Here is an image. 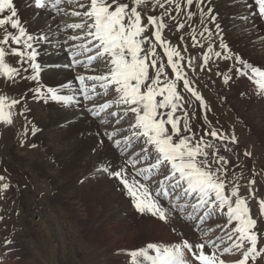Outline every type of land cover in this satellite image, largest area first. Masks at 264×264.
<instances>
[{"label": "snow or ice", "instance_id": "obj_1", "mask_svg": "<svg viewBox=\"0 0 264 264\" xmlns=\"http://www.w3.org/2000/svg\"><path fill=\"white\" fill-rule=\"evenodd\" d=\"M241 3L246 11L255 6L242 15L245 23L249 16L264 19V0ZM26 6L37 10L33 19L41 11H52L79 20L57 25V30L49 26L47 31L31 32L14 0H0V14L6 13L0 17V78L12 84L34 82L28 91L36 102L83 105L88 115L104 126L96 135L111 142L119 159L98 162L81 183L97 175L114 180L139 216L169 224L179 214L197 234V239L190 241L179 232L176 242H149L130 250V264H255L264 257V248H258L262 230L257 228L248 197L241 195L239 175L233 172L229 177V158L212 143L213 139L220 141L224 151H229L228 144L238 142L235 133L229 135L213 126L201 134L194 127L195 113L190 118L185 105L191 106V99L185 93L199 102L201 124L211 125L207 118L211 109L187 71L196 72L193 58H186L165 35L166 30L172 33L187 24L193 46L204 49L207 44L200 71L212 70L213 57L232 60L235 74L247 78L254 93L264 97V67L249 63L224 42L213 0H26ZM196 16L198 32L191 27ZM158 47L166 62L158 55ZM53 49L57 55L62 54L61 49L67 53L68 62L40 59ZM10 56L18 58L14 64L8 61ZM60 68L72 71L74 78L51 86L42 82V72ZM231 79L223 76L225 84ZM26 95L16 98L0 93V126H13L17 115L28 120ZM28 123L22 130L21 146L29 134ZM38 130L33 125L31 135ZM103 145L101 138L98 147ZM244 154L251 156L250 152ZM5 181L0 175V198L10 189ZM254 184L255 180L248 182L252 197L256 195L251 187ZM259 206V214L264 216V200H259ZM217 217H223L225 223L205 227ZM217 229L223 234L213 236ZM13 243L4 240L5 245ZM226 255L239 258L228 262L221 258Z\"/></svg>", "mask_w": 264, "mask_h": 264}, {"label": "bare ground", "instance_id": "obj_2", "mask_svg": "<svg viewBox=\"0 0 264 264\" xmlns=\"http://www.w3.org/2000/svg\"><path fill=\"white\" fill-rule=\"evenodd\" d=\"M249 2L252 1L249 0ZM14 3L18 9L22 21L28 22V28L31 32H35L39 29L47 31L49 26H51L52 30H57V25H63V23H60L58 21V15H55V13H53L52 11H48L46 13L47 15H45V12L41 11L39 16L33 19V16L35 15L37 10L27 7L26 0H14ZM213 5L215 7L216 13H218V22L223 29L222 36L224 42L229 46L230 49H233V52L245 58L249 63H252L255 66L264 67L263 24L257 16H249L248 23H245L241 18L242 15H247V11L254 10V5L252 9L247 11L245 10L244 4L241 3V0H213ZM5 14L6 13L0 14V17H3ZM78 20L79 18H73L72 21L78 22ZM198 22V16L194 17L191 22V27L197 28V32L199 31ZM65 23L66 22H64V24ZM190 30V27L186 24L185 28L180 29L179 31L174 30L172 33H169L166 30L165 35L168 36L173 43L176 40L184 41L186 49H189L188 52L197 53L196 56L194 55V59L197 61L196 72L192 73L190 69H187V71H189V75L194 79L195 82L201 84L206 83L207 79L203 78V73L202 71H200L199 66L202 63V54L206 50L207 44H205V48L202 51L200 50L201 48L199 46H193L191 35H189ZM182 35L184 38L181 40L179 38ZM197 38L200 39L199 37ZM215 43L218 48L219 41L216 40ZM60 51L62 52L61 58L67 59V53H63L62 49ZM188 52H185L186 55H188ZM157 53L158 55H161L166 62V57H163V50L161 48H157ZM56 55L57 51L53 49L51 50L50 55L42 56L40 59L46 63H56L58 61ZM17 59V57H8V61L13 64ZM67 62L68 61H65V63ZM233 62L234 61L232 60H225L223 58L217 60L215 59V57H213V61H210L209 67H211L212 69L210 72L212 74H216L215 82L221 83L220 81L223 80V78L219 77L220 74L218 75V73L228 72L229 69H231L233 73V78L229 83L225 84L224 82H222L220 85H213V80L208 79V85L209 87L211 86L209 89L211 90V88L213 87L212 89L220 92L222 95L221 100L223 99L222 102H224V106H226V108L231 111V115L239 119L241 121V125L249 129L254 137L256 136L260 141L264 142V99L254 93V87L249 82L242 81V79H244L245 77H239L235 74V69L231 68ZM61 69L62 68L52 70L48 69L42 72V82L51 86L62 84L65 81L72 80L74 78V73L72 71H61ZM166 71H168L169 75L172 76L170 69L166 68ZM32 87H34V82L29 83L28 81H20L19 83L12 84L10 82L6 83L4 79L0 78V93L7 94L10 97L14 96L16 98H20V96L27 93L26 105L27 108L30 109V111H27L25 113L28 118L27 121L24 119V117L17 115L14 121V123H16V126H0V137L3 138V143L7 145L9 155H12V157L19 163L29 164L34 169H38V166L43 169L42 177L47 180L46 183L48 182L51 185L52 191L54 190V194L55 192H58L57 195H59V197H62L64 193H68V196L72 197V195L69 194V191L72 190L74 188V185L77 183L72 179L73 173L81 171L83 173L82 179H84L85 176H88L90 173H92L94 167L98 164V162H117L119 159L117 151L106 137H98L96 135L98 131L101 133L104 131V126H99L98 123L88 115L83 105L77 107L74 104L72 107H65L62 104L55 102L45 103L43 100L36 102L32 99V93L28 91V89ZM199 87H201L200 84ZM226 90L230 92L228 93ZM242 92H244V95H241ZM185 96L191 99V106H188L187 104L185 105V107L188 108L190 118L192 117V114L195 113V121L199 117L201 119L202 110L200 109V106L197 104L194 98L190 97V93H185ZM19 110L20 106L18 105L16 111ZM20 118L22 119V121L20 120ZM254 120H256V124L253 125ZM21 123L22 125L28 123L29 128V134L26 137V142L23 143V146H21V139L24 125L22 127L20 125ZM33 125H35L37 129H39L35 136L31 135V128ZM248 126H251L252 128H249ZM108 130H111V128H109ZM89 133L92 134L89 135ZM101 138L104 139V145L102 148H99L98 142ZM212 143L220 147L222 155L234 158L237 148H234V146H228L229 151H224L222 142L213 140ZM32 144H36L37 147L44 149L46 155L54 159V161H51V163H46L41 159H29V154L32 149L30 145ZM93 149H96V151L93 152ZM251 158H253V156L250 157V160ZM236 160H238V158L233 159V161ZM229 161L231 163H228L227 165L229 169L228 175L229 177H232L233 172H235L232 169L234 162L232 160ZM63 164L67 165L68 168H65L64 172L63 170H59V176L54 175L52 172H50L57 170L59 168V165L61 167V165ZM51 179L53 180V183L51 182ZM81 180L78 181V184L83 185V189L97 193V196L93 195L90 198L89 205L91 208L92 206H97L104 197H106L110 203H114L116 201L118 202V200L122 199V202H120L118 208L114 210H117V212L123 211L128 213L127 219L133 216L131 212L134 210V208L132 207L127 197L122 198L123 194L115 187L116 182L114 180L100 177L99 175L95 176L94 178L85 180L84 183H81ZM257 185H259V187H257ZM13 186L16 188L15 185ZM254 188L260 192L264 191V187L257 183L254 184ZM14 193L15 191H13L10 186V189L3 194V198H0V217H2L4 214H6V212L9 211L7 205L9 204L11 199H14ZM162 203H164V201H162ZM108 206L110 207V205ZM109 207L106 208L108 209ZM111 207H113V205ZM110 210H113V208ZM175 216H178L177 218H180L179 214H176ZM139 218L140 219H137V223L133 224L137 225L139 222L140 230L142 232H149L150 229L155 227L156 223L159 222V220L150 216H140ZM179 220L181 222L182 231L189 235L188 237L186 236V238H188L190 241L193 239H197V234L193 232L192 227L186 224L181 218ZM217 223V221H213L205 227L214 226ZM2 226L5 225L4 222L2 223V221L0 220V241L11 239L7 233L9 231L3 233L4 230L1 228ZM218 234H223L220 229H218L213 236ZM13 241V245H4L3 247L0 245V249L3 250L2 253L7 255L8 258L13 257L14 259H19L22 264L26 262L25 255L27 251L23 247L18 246V241ZM224 246L227 245L225 244ZM15 255L17 257H15Z\"/></svg>", "mask_w": 264, "mask_h": 264}, {"label": "rangeland", "instance_id": "obj_3", "mask_svg": "<svg viewBox=\"0 0 264 264\" xmlns=\"http://www.w3.org/2000/svg\"><path fill=\"white\" fill-rule=\"evenodd\" d=\"M174 44L181 48L186 58L194 59V55H197V53L188 52L189 49H186L184 41L176 40ZM185 49L187 51H184ZM185 52H188V55ZM195 65H197L196 60ZM227 74L229 73L222 72L219 77L223 78ZM202 76L207 81L199 83L201 87L198 91L211 109L207 113L211 125L201 124V114V119L199 117L195 121L194 127L201 129V134L213 126L229 135L235 133L238 142L236 144L229 143L228 146H234L237 151H235L234 158H228L232 161L238 158L233 161L234 165L231 166L239 175L238 183L241 195L248 197L253 217L257 218V228L262 230L258 248H264V216L260 217L259 214V200H264V191L260 192L254 188V185H251L256 194L255 197H252L248 192L250 180H255V183L264 187V142L256 136L255 138L249 129L241 125L239 119L231 115V111L224 106V102L221 100L220 92L212 89L213 87L211 90L209 89L211 87L208 85L209 80H213V85H220L223 80L220 81L221 83H216V74H212L207 69ZM244 79L242 81L248 82ZM196 102L199 105V102ZM20 120L22 121L21 118ZM255 122L256 120L253 121V125L256 124ZM20 125L23 127L24 124ZM251 126L248 127L252 128L253 126ZM7 148V145L3 143V138L0 137V175L6 177L5 182L9 183L11 189L15 191L14 199H11L7 205L9 211L6 214L2 213L4 215L1 221L5 226L1 228L4 230L3 233L9 231L7 232L8 236L12 240L18 241L19 247L26 249V262L22 264H130L128 251L138 249L149 242H176L180 238L177 233H184L178 216H175L169 224L159 221L149 232H142L139 222L137 225L133 224H136L137 219H140L135 210L131 212L133 216L129 219H127L128 213L114 210L118 208L122 199L110 203L104 197L97 206L91 208L90 198L93 195L97 196V193L85 190L83 185L78 184V181L83 177L81 171L73 173L72 179L77 183L69 191L72 197H69L68 193L59 197L58 192L54 194L51 185L46 183L47 180L42 177V168L38 166V169H34L29 164L19 163L12 155H9ZM245 152H250L253 158L250 160L251 156H245ZM30 158L41 159L46 163L54 161L46 155L44 149L39 147L31 149ZM64 165L61 167L59 165L58 171L50 172L59 176V170L64 172L65 168H68L67 165ZM51 182L53 183V180ZM125 197L123 194L122 198ZM112 205L113 207H111ZM112 208L113 210H110ZM217 220L222 223V218L218 217ZM173 227H176V232L172 231ZM0 245L3 247L4 241H0ZM2 252L3 250L0 249V264H21L19 259L8 258ZM15 257L17 256L15 255ZM230 257L233 255H226L224 258L231 261ZM262 261H264V257L258 258L255 264H262Z\"/></svg>", "mask_w": 264, "mask_h": 264}]
</instances>
